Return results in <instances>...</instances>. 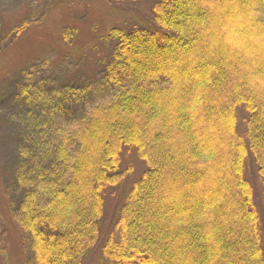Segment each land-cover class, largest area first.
Returning a JSON list of instances; mask_svg holds the SVG:
<instances>
[{"label": "trees", "instance_id": "16d2710c", "mask_svg": "<svg viewBox=\"0 0 264 264\" xmlns=\"http://www.w3.org/2000/svg\"><path fill=\"white\" fill-rule=\"evenodd\" d=\"M150 1L152 27L110 29L96 83L17 91L40 115L16 118L18 226L34 241L24 264L84 263L107 192L132 171L125 149L145 169L101 246L104 264H264L245 173L250 155L264 204V0Z\"/></svg>", "mask_w": 264, "mask_h": 264}, {"label": "rangeland", "instance_id": "374dc122", "mask_svg": "<svg viewBox=\"0 0 264 264\" xmlns=\"http://www.w3.org/2000/svg\"><path fill=\"white\" fill-rule=\"evenodd\" d=\"M151 6L150 0H0V18L4 22L0 26V264H24L32 255L34 242L18 226L23 194L14 174L19 147L24 142L16 118L39 112L32 113L25 106L17 92L19 87L28 80L44 87L96 83L91 64L109 54L110 29L152 27ZM16 23H26L25 28L18 34L6 35ZM246 115L243 107L238 109V129L243 133ZM122 161V166H130L132 171L120 186L107 192L102 233L83 264H104L101 246L125 193L145 169L134 151L125 149ZM245 173L254 189L264 246L263 184L250 155Z\"/></svg>", "mask_w": 264, "mask_h": 264}]
</instances>
